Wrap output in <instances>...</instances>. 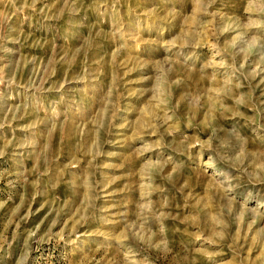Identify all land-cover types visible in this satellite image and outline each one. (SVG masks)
I'll list each match as a JSON object with an SVG mask.
<instances>
[{"label":"rangeland","instance_id":"rangeland-1","mask_svg":"<svg viewBox=\"0 0 264 264\" xmlns=\"http://www.w3.org/2000/svg\"><path fill=\"white\" fill-rule=\"evenodd\" d=\"M0 264H264V0H0Z\"/></svg>","mask_w":264,"mask_h":264}]
</instances>
